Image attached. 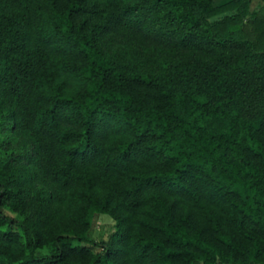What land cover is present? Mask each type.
<instances>
[{"label":"trees","instance_id":"trees-1","mask_svg":"<svg viewBox=\"0 0 264 264\" xmlns=\"http://www.w3.org/2000/svg\"><path fill=\"white\" fill-rule=\"evenodd\" d=\"M243 2L0 0V264H264V14Z\"/></svg>","mask_w":264,"mask_h":264},{"label":"rangeland","instance_id":"rangeland-1","mask_svg":"<svg viewBox=\"0 0 264 264\" xmlns=\"http://www.w3.org/2000/svg\"><path fill=\"white\" fill-rule=\"evenodd\" d=\"M246 1L247 0H242L243 4H245L250 11L249 18H251L254 14H264V0H248L247 2ZM212 2L215 5H217L219 0H212ZM219 15H220V13L210 15L209 19L212 20V19L218 17ZM1 121H2V118L0 117V124H1ZM7 129H9V127H7V128L5 127L4 129L0 128V130H1L0 132L3 133V138L6 141L11 140V141L15 142V140H16L15 136L10 135V130H7ZM2 130H3V132H2ZM29 150H30V148H29ZM17 153H19L22 156L21 159L23 162L28 161L26 154H24L23 148L18 147ZM4 212L8 216H11L13 218H17L14 213H11V212L7 211L6 209L4 210ZM113 223H114V220L110 216H107V215L103 216L100 214L96 219V225H95L93 232H92V236L95 238V240H97L98 242L106 241L109 237V234L112 232V227H110V226Z\"/></svg>","mask_w":264,"mask_h":264},{"label":"crops","instance_id":"crops-1","mask_svg":"<svg viewBox=\"0 0 264 264\" xmlns=\"http://www.w3.org/2000/svg\"><path fill=\"white\" fill-rule=\"evenodd\" d=\"M219 1H221V0H219ZM101 215L105 216L106 214H101ZM107 216H108V215H107Z\"/></svg>","mask_w":264,"mask_h":264}]
</instances>
